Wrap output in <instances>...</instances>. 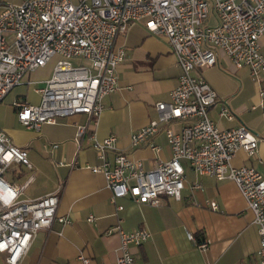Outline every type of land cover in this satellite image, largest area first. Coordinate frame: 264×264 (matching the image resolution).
<instances>
[{"label": "built area", "instance_id": "1", "mask_svg": "<svg viewBox=\"0 0 264 264\" xmlns=\"http://www.w3.org/2000/svg\"><path fill=\"white\" fill-rule=\"evenodd\" d=\"M134 22H142L148 33L166 40L179 68L170 101L156 102V118L129 137L132 149L157 151L151 140L164 126L171 156L151 169L118 150L115 136L98 140L88 133L89 123L97 124L103 111V97L118 88L117 67L125 51L113 43ZM263 35L264 0H22L19 4L1 0L0 101L16 85H36L38 81L28 76L50 64V76L33 88L38 102L16 98L11 103L20 125L37 130L42 123L86 114L87 123L76 126L75 141L80 148L88 134L99 162L87 168L104 176L112 201L128 197L134 203L156 206L161 196L179 199L185 186L183 161L198 174L234 182L257 228L256 264H264V175L254 167L232 164L239 150L255 156L259 137L243 124L219 129L210 120L208 110L218 101L217 94L197 73L217 66L221 53L234 68H247L264 95V56L259 45ZM220 103L219 115L232 119L226 101ZM173 122L181 123L179 129L172 128ZM26 153L0 129V254L7 264L21 262L37 231L50 228L54 221L69 222L67 216L57 214L58 191L21 199L24 186L4 178L13 164L31 170ZM68 165L75 166L76 160ZM192 188L199 189L200 184ZM208 204L218 209L214 202ZM106 233L120 240L114 264H140L129 246L147 240L146 228L116 226ZM187 238L195 240L190 232ZM195 242L201 251L208 246L203 238ZM78 259L80 264H97L82 254Z\"/></svg>", "mask_w": 264, "mask_h": 264}, {"label": "crops", "instance_id": "2", "mask_svg": "<svg viewBox=\"0 0 264 264\" xmlns=\"http://www.w3.org/2000/svg\"><path fill=\"white\" fill-rule=\"evenodd\" d=\"M21 1L5 0L18 4ZM113 44L125 51L117 67L118 88L103 97V111L97 124L89 123L88 133L93 132L98 140L115 136L118 150L140 160L144 169H151L158 161H166L171 156L164 126L151 140L157 145V151L148 147L132 149L129 137L156 118V102L170 101L179 68L166 40L148 33L142 22L130 24L127 32L118 35ZM259 45L264 56V35L259 38ZM217 62V66L197 71L217 94L218 101L209 107V118L219 129L243 124L259 137L255 156L239 150L232 164L254 167L264 175V95L260 94L259 84L247 68H234L221 53ZM50 72L51 65L47 64L28 78L38 81L35 87L42 86ZM16 98L30 102L25 95L13 99ZM221 101H226L233 111L232 119L219 115ZM15 120L17 126L23 127L16 113ZM86 123V114H72L58 118L54 124L42 123L37 130L25 128L31 132L20 141L11 137L8 129L0 127L15 145L27 150L31 170H41L37 176L29 175L18 184L24 186L21 196L26 187L43 178L45 168L51 169L38 189L20 198L34 199L58 191L57 214L69 220L64 225L54 221L50 228L37 231L19 264H80L79 254L97 264H114L120 240L116 234L106 231L116 226L123 230L146 228L149 231V237L141 245L129 246L134 260L140 264L257 263V228L234 182L198 174L183 161L185 186L179 199L161 196L156 206L134 203L128 197L112 201L104 176L87 168L99 162L88 134L83 136L80 148L75 141L76 126ZM180 125V122L171 124L174 129ZM52 144L58 146L54 148ZM32 152L39 154L31 155ZM73 160L76 165L70 167L68 164ZM195 183L200 184L199 189L192 188ZM209 202H214L218 209H211ZM117 205L122 209L118 211ZM89 215L93 216L92 221L87 220ZM188 232L195 240H208L207 248L198 249L195 240L187 238ZM0 264H7L4 254H0Z\"/></svg>", "mask_w": 264, "mask_h": 264}, {"label": "rangeland", "instance_id": "3", "mask_svg": "<svg viewBox=\"0 0 264 264\" xmlns=\"http://www.w3.org/2000/svg\"><path fill=\"white\" fill-rule=\"evenodd\" d=\"M35 85H27V84H19L14 87L5 95V97L0 101V127L4 130L9 131L11 137L15 138L16 141L25 140L30 130L28 131L25 127L17 126L15 120V109L12 106V101L17 95H25L27 99L32 102H38V96L33 92V88ZM31 150V149H29ZM28 153V152H27ZM26 153V154H27ZM37 152H32V154H36ZM39 154V153H37ZM28 155V154H27ZM30 159V156H29ZM41 173V170L37 168H33L32 170L24 169L23 166L18 164H13L10 170H8L3 176L9 182H14L16 184H21L26 181V178L29 175L37 176ZM47 173H51L50 168H45L41 174V177L37 179V182L31 183L28 187L25 188L21 198L31 195L33 191L39 188L40 182H43L44 177H46Z\"/></svg>", "mask_w": 264, "mask_h": 264}]
</instances>
